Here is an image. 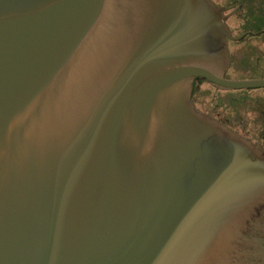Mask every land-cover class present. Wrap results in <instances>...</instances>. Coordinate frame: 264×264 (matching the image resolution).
Listing matches in <instances>:
<instances>
[{"label": "water", "instance_id": "95a60500", "mask_svg": "<svg viewBox=\"0 0 264 264\" xmlns=\"http://www.w3.org/2000/svg\"><path fill=\"white\" fill-rule=\"evenodd\" d=\"M212 0H0V264H238L264 151L192 97L232 80Z\"/></svg>", "mask_w": 264, "mask_h": 264}, {"label": "flooded vegetation", "instance_id": "af4514ba", "mask_svg": "<svg viewBox=\"0 0 264 264\" xmlns=\"http://www.w3.org/2000/svg\"><path fill=\"white\" fill-rule=\"evenodd\" d=\"M223 11L225 22L228 26L231 37H227L228 49L230 54V66L232 64V53L242 65L243 57L250 53H263L264 58V0H212ZM249 19H246V18ZM254 25L257 26L254 29ZM238 32V33H237ZM255 38V39H253ZM264 61V60H263ZM199 81V85L201 83ZM198 85V86H199ZM198 89V87H197ZM192 97L193 103L198 110L195 101V94ZM203 114L212 116L219 123L228 127L235 134L250 140L257 148L264 151V140L254 136L255 139L249 138L245 130L241 132L235 130L232 126L222 121L219 117L212 113L198 110ZM253 117L257 122L256 114ZM260 214H255L249 220L244 232L245 241L241 248V256L238 258V264H264V209Z\"/></svg>", "mask_w": 264, "mask_h": 264}, {"label": "rangeland", "instance_id": "374dc122", "mask_svg": "<svg viewBox=\"0 0 264 264\" xmlns=\"http://www.w3.org/2000/svg\"><path fill=\"white\" fill-rule=\"evenodd\" d=\"M256 28L254 25V29ZM263 60L262 52L250 53L243 57L240 65L232 53V64L228 67L225 77L232 80L264 78ZM195 101L198 110L216 115L239 132L240 128L245 130L246 125L245 134L249 138L255 139L256 136L264 140V86L222 89L204 80L198 86ZM255 114L257 122L253 120Z\"/></svg>", "mask_w": 264, "mask_h": 264}]
</instances>
